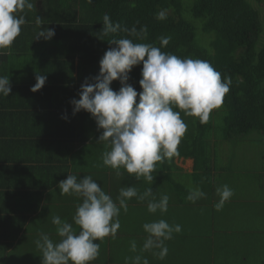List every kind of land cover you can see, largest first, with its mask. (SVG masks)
I'll list each match as a JSON object with an SVG mask.
<instances>
[{"label":"crops","instance_id":"obj_1","mask_svg":"<svg viewBox=\"0 0 264 264\" xmlns=\"http://www.w3.org/2000/svg\"><path fill=\"white\" fill-rule=\"evenodd\" d=\"M31 2V10L17 14L26 20L20 35L9 49L0 50V76H9L11 85L9 96L0 95V264H42V253L35 243L41 233L54 243L61 239L52 223L54 216L72 223L79 232L73 216L82 198L61 194L58 187L67 175H76L78 181L91 176L117 204L122 187H135L141 195L148 188L152 190V196L144 201L136 197L127 201V212L121 209L118 217L116 237L96 241L99 256L90 264H132L137 255L148 264H264V259L248 260L252 255L264 256L263 200L246 199L242 221L241 205L233 212L227 207L217 211L212 195L209 200L203 197L195 202L175 195V181L180 183L176 176L191 175V159L176 160L179 168L170 172L157 165L151 183L123 168L117 175L116 169L103 165V153L110 150L106 141H98L103 130L97 128L90 113L81 110L73 114L71 82H62L70 78L61 68L69 52L54 38L59 36V28L50 40H34L42 28H55L47 22L54 15L45 14L46 0ZM38 74L47 79L41 89L32 92ZM168 173H173L172 180ZM253 177L264 186V158ZM163 195L169 196L167 212L149 213V200L154 197L158 201ZM160 219L182 229L165 241L168 254L164 259L154 255L159 249L142 250L148 237L143 224ZM132 241L137 245L135 252L130 248Z\"/></svg>","mask_w":264,"mask_h":264},{"label":"clouds","instance_id":"obj_2","mask_svg":"<svg viewBox=\"0 0 264 264\" xmlns=\"http://www.w3.org/2000/svg\"><path fill=\"white\" fill-rule=\"evenodd\" d=\"M91 3V0H89ZM34 7L31 0H0V50L9 49L20 35L21 26L26 23L23 15H17L25 9ZM157 19H166L163 11ZM42 23L36 18V24ZM128 33L137 39H146L147 27L137 32L135 27L128 29L119 23L113 24L110 17H103L104 35L117 32ZM55 35L54 28H42L34 40H50ZM161 47L167 46L171 37H160ZM109 48L99 61V74L89 82L86 78L80 86L79 99L70 101L73 114L84 110L94 118L97 128L102 129L98 141H106L110 150L103 153L104 166L117 170L123 168L137 179L143 177L153 182V173L157 163L165 158L172 159L180 155L178 146L187 131V124L181 118L197 117L201 124L209 121L210 113L223 104L225 95L230 90L231 78L224 77L205 60L184 58L165 53L160 47L147 43H134L128 38L112 39ZM142 64L139 93L127 83L133 67ZM47 77L36 75L35 84L30 91L41 89ZM118 80L121 87L114 91L110 85ZM11 85L9 76H0V95L9 96ZM137 97L138 102H137ZM179 109L176 111L174 109ZM65 118L66 117H62ZM61 194L82 198L77 205L72 223L62 221L59 216L52 218L56 232L61 238L54 243L47 234L41 233L35 242L42 253V264H90L99 256L100 244L106 237L115 238L120 228L121 209L128 210L127 201L136 197L144 201L152 196L151 188L138 194L135 187H122L117 197L118 204L95 182L91 176H84L78 181L76 175L58 182ZM219 196L214 205L217 211L233 196L228 185L216 189ZM205 196L199 189L190 190L187 199L195 202ZM169 196L163 195L157 201L149 200V213L167 212ZM148 237L143 244V251L159 249L154 253L159 259L168 254L165 241L173 238V233H180L181 226L170 225L160 219L143 224ZM130 248L137 250L135 241ZM132 264H148V260L135 256Z\"/></svg>","mask_w":264,"mask_h":264},{"label":"trees","instance_id":"obj_3","mask_svg":"<svg viewBox=\"0 0 264 264\" xmlns=\"http://www.w3.org/2000/svg\"><path fill=\"white\" fill-rule=\"evenodd\" d=\"M46 1L49 5L45 14L54 15L47 22L60 30L59 36L54 38L61 42L62 50L69 52L61 68L69 72L70 78L62 79V82H71L69 88L75 99H79L80 86L85 79L92 82V78L99 74V61L104 53L116 47L109 44L112 39L128 38L134 43L153 44L162 52L181 59L205 60L221 73L222 79L231 78L230 90L222 106L212 110L206 124H201L197 117L185 116L181 111L187 131L178 146L180 155L157 163L160 169L170 172L179 168L176 160L191 159V175L195 182L203 189L213 190L212 175L218 147L214 136L233 140L258 132L264 141V43L258 47L264 32L261 20L264 15L252 3H261L262 0ZM161 11L165 13L164 20L157 19ZM105 14L113 24L119 23L128 29L135 27L137 32L146 26V39H137L122 31L104 35ZM168 36L171 37L169 44L161 47L159 38ZM141 69L142 64L133 67L127 81L138 93L142 91L139 85ZM110 87L118 91L121 84L116 80ZM174 110L180 111L178 108ZM218 116L223 120L221 130L216 129L214 123ZM172 174L168 173L171 180L174 178ZM175 183V195L180 200L187 199L192 189Z\"/></svg>","mask_w":264,"mask_h":264},{"label":"rangeland","instance_id":"obj_4","mask_svg":"<svg viewBox=\"0 0 264 264\" xmlns=\"http://www.w3.org/2000/svg\"><path fill=\"white\" fill-rule=\"evenodd\" d=\"M252 3L255 7L261 9L262 15H264V0H262L261 3H256L254 1H252ZM261 20L264 24L263 18H261ZM197 26H199V24H197ZM263 37L264 32L260 38L258 47L264 43ZM214 123L216 129L221 130L223 120L220 116L214 120ZM91 127L93 128L94 125H91ZM213 139L215 140L214 142L218 143V147L215 150V169L212 175L214 189H203L197 182H195L193 176L190 174L187 175L178 173L179 175L176 176V178L179 179L182 185L189 189H199L203 191L205 193L204 198L206 200H209V197L212 195L214 200L217 202L219 200V196L216 193V189L223 185H228L229 188L233 190L234 194L223 207L224 209L227 207L229 212H233L239 205H241L239 217L243 221L245 219L243 213L246 199L264 201V186H260V182L253 177V175L256 174L258 167L262 164V159L264 158V142H260L262 138L258 132H252L233 140H222L218 138V136H214ZM235 228L236 226L229 229V232H233ZM254 243L257 246V244L260 243V240ZM236 259H239L238 256ZM262 259H264V256L252 255L248 260L250 262H259ZM246 264L250 263L247 261Z\"/></svg>","mask_w":264,"mask_h":264}]
</instances>
